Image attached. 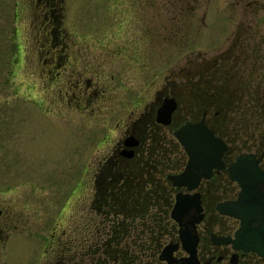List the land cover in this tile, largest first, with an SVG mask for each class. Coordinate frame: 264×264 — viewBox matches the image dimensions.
<instances>
[{"label": "rangeland", "instance_id": "rangeland-1", "mask_svg": "<svg viewBox=\"0 0 264 264\" xmlns=\"http://www.w3.org/2000/svg\"><path fill=\"white\" fill-rule=\"evenodd\" d=\"M41 2L0 0V209L18 225L0 242V264H51L58 246L84 238L98 221L90 204L107 158L160 99L194 78L193 62L212 65L240 23L257 13L200 5L195 19L174 22L182 6L144 11L130 0H61L54 34ZM205 13L204 26L197 17ZM224 17L230 21H215ZM251 56L256 63L259 54ZM246 102L232 103L230 127L247 124L256 134L243 138L246 147L236 153H255L264 142L258 137L264 127L250 110L255 102L247 106V123L240 122ZM53 234L63 240L53 241Z\"/></svg>", "mask_w": 264, "mask_h": 264}, {"label": "trees", "instance_id": "trees-1", "mask_svg": "<svg viewBox=\"0 0 264 264\" xmlns=\"http://www.w3.org/2000/svg\"><path fill=\"white\" fill-rule=\"evenodd\" d=\"M39 1L46 8L45 26L56 34L61 0ZM50 44L54 49L58 48L55 40L51 39ZM246 104L247 107L250 103ZM252 109V115L256 116V106L255 111ZM233 110H230L231 114ZM246 110L249 108L242 104L240 122L247 123ZM152 114L150 110L132 127L131 132L141 140L136 155L127 159L117 152L107 158L95 174L90 209L98 221L87 226L84 238L70 237L62 243L51 264L152 263L159 259L168 243L178 238V225L171 213L179 189L173 186L169 176L184 170L188 154L175 137L174 130L158 124ZM230 123L225 122L217 133L231 145L229 156H235L243 146L246 147L243 138H250L254 132L249 136L247 124L234 122L237 125L231 128ZM258 137L263 141L264 133ZM213 180V186L220 189L219 194L222 189H233L224 173L207 181V188Z\"/></svg>", "mask_w": 264, "mask_h": 264}, {"label": "flooded vegetation", "instance_id": "flooded-vegetation-1", "mask_svg": "<svg viewBox=\"0 0 264 264\" xmlns=\"http://www.w3.org/2000/svg\"><path fill=\"white\" fill-rule=\"evenodd\" d=\"M157 4L175 6L176 9L182 6L183 12L181 11L182 13H175L173 15L171 20L174 22H182L185 18L195 19V6L200 5L214 7H255L257 13L254 15L255 18L251 20V23H240L239 30L234 35L232 44L225 49H220L210 58L213 63L212 65H199L193 62V65L195 64L194 78L190 79L188 84L186 83L183 87L172 89L171 94L159 100L158 105L151 109L153 112L152 115L155 116V120L156 109L162 105L165 98H172L178 103V109L174 114L171 126L168 127L175 130L186 122L196 123L204 121L215 131L218 137H221L217 132L225 125V122H229L232 103L235 100L245 98L247 102H256V112L254 114L256 117H259L258 126L264 127V0H130L129 6L132 9L144 7V11H147V8L150 11L152 5ZM192 5H194L192 12L185 13L183 7ZM176 9L175 11L178 12ZM215 10H217V8ZM214 15L217 14L214 12L212 16ZM207 16V13H205L199 18L197 17V20H200L205 26L207 25ZM142 17L145 22L150 24L152 20L151 14L146 13L142 15ZM215 21H230V19L229 17H224L222 20L216 19ZM179 29H181V27ZM249 31L253 33L252 36L248 34ZM244 34H247V36L245 37ZM252 54H259L258 57H255L257 59L256 63L251 56ZM53 61H57L56 57ZM207 87L209 89L208 91ZM261 132L264 133L263 128H261ZM130 133L135 135L132 132ZM137 138L140 143L134 149L135 155L141 144V140L139 137ZM226 142L229 146V150L223 158L225 168L220 171L216 170L211 179H215L218 175L224 173L229 178V182L233 189H222L219 194L218 191L220 189L218 190V188L213 186L214 180L207 188L206 182L211 180L208 179L203 180L196 190V192H199L202 196L205 214L204 220L197 226L196 230L197 235L200 237L198 256L202 264H264V258L255 252L236 251L231 245L218 246L213 242L212 235L216 234L223 237H234L236 231L241 226L240 220L222 215L217 209L220 203L236 201L239 198V192L241 190L239 184L231 179L228 168L230 164L235 162L236 158L243 153H236L235 156H229L231 153V145L228 141ZM262 145L263 147L260 146V149L254 154H257L260 159V168L264 170V142ZM123 148L124 146H122V149ZM122 149H120V151ZM120 155L124 157L122 154ZM261 189L264 192V185L261 186ZM180 191L185 193L188 192L186 189H179L178 193ZM12 227L16 229L18 225L15 224L12 217H8L5 209H0V242L8 238L10 234L8 229ZM52 236L55 242H58L59 239L63 240L64 237L58 238L56 234ZM179 241L178 226V238L170 243H178ZM175 256L177 258H183L186 256V253L180 248L175 252ZM152 263L167 264L166 262H161L160 259Z\"/></svg>", "mask_w": 264, "mask_h": 264}, {"label": "water", "instance_id": "water-1", "mask_svg": "<svg viewBox=\"0 0 264 264\" xmlns=\"http://www.w3.org/2000/svg\"><path fill=\"white\" fill-rule=\"evenodd\" d=\"M178 109L175 99L165 98L156 109V120L164 126H171ZM175 137L186 150L189 160L185 169L169 176L173 186L180 191L176 195L171 217L179 226V242L168 244L160 255V261L167 264H202L198 256L200 237L197 226L204 220L202 196L196 190L203 180L211 179L216 170L225 168L223 160L229 150L227 142L218 137L204 121L186 122L174 130ZM138 138L130 134L123 140L120 151L126 158L135 155L139 145ZM231 179L241 190L236 201L220 203L219 213L241 221L234 237L212 235L215 245H231L236 251L255 252L264 258V170L260 168L257 154H240L228 168ZM180 248L186 256L177 258L175 252ZM159 264V263H147Z\"/></svg>", "mask_w": 264, "mask_h": 264}]
</instances>
